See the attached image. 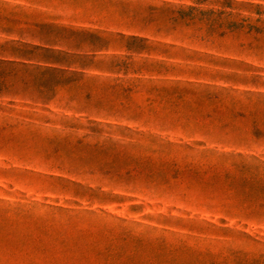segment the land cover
<instances>
[{
  "label": "rangeland",
  "instance_id": "1",
  "mask_svg": "<svg viewBox=\"0 0 264 264\" xmlns=\"http://www.w3.org/2000/svg\"><path fill=\"white\" fill-rule=\"evenodd\" d=\"M0 264H264V0H0Z\"/></svg>",
  "mask_w": 264,
  "mask_h": 264
},
{
  "label": "trees",
  "instance_id": "2",
  "mask_svg": "<svg viewBox=\"0 0 264 264\" xmlns=\"http://www.w3.org/2000/svg\"><path fill=\"white\" fill-rule=\"evenodd\" d=\"M190 10H195V9L193 7H191Z\"/></svg>",
  "mask_w": 264,
  "mask_h": 264
}]
</instances>
